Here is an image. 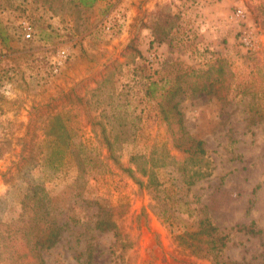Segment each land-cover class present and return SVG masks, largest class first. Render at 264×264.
<instances>
[{"label":"rangeland","instance_id":"1","mask_svg":"<svg viewBox=\"0 0 264 264\" xmlns=\"http://www.w3.org/2000/svg\"><path fill=\"white\" fill-rule=\"evenodd\" d=\"M165 4L177 21L158 44L145 24ZM132 40L140 62L126 51ZM251 54L261 70L247 68ZM216 59L234 72L225 100L191 91V70ZM144 61L164 97L143 98ZM244 83L260 95L242 96ZM113 87L122 89L128 116L139 103L142 117L135 140L114 149L116 159L91 124ZM169 89L177 91L171 100ZM251 104L258 116L248 112ZM177 111L184 131L203 141L206 156L195 165L211 170L190 187L177 168L194 162L172 144ZM52 123L83 147L82 177L70 152L46 135ZM0 145V223L16 220L40 186L61 228L58 243L42 253L45 264H264V0H99L90 8L0 0ZM136 154L163 164L157 174L172 207L167 216L129 176ZM185 206L194 209L190 216ZM204 215L228 235L222 253L208 259L176 238ZM251 224L257 234L240 230Z\"/></svg>","mask_w":264,"mask_h":264},{"label":"trees","instance_id":"2","mask_svg":"<svg viewBox=\"0 0 264 264\" xmlns=\"http://www.w3.org/2000/svg\"><path fill=\"white\" fill-rule=\"evenodd\" d=\"M77 1L79 5L84 8L92 7L99 0H73ZM177 17L170 12L168 6L157 5L155 10L149 15L145 27L151 30L153 42L161 44L164 43L169 34L176 25ZM126 51L130 52L131 62L136 59L141 61L143 59L132 40L126 47ZM254 59L256 62L254 63ZM247 68L253 71L252 67H260L261 62L257 55L251 54L244 57ZM253 64V65H252ZM138 71L144 75L140 78L143 83V98L154 99L158 92L163 96V88L158 87V81L152 80L147 75V67L144 61L143 65L139 63ZM192 85L191 91L197 93H204L206 95L215 96L219 100H225L229 91L234 85V72L231 70L230 64L221 59H216L211 63H205L198 69H192ZM242 96L251 95L252 100L256 95H260L257 87L244 83L240 88ZM166 95L170 98L177 93L175 89L166 91ZM124 96L122 89L117 90L112 88L108 93L107 98L100 107L99 121H92V125L99 126V132L94 133L97 142L108 150V157L116 159L114 149L122 147L124 144L135 140L136 130L141 121V113L137 112L139 103L133 107V116H128V102L122 101ZM143 98L136 102L142 101ZM128 111V112H127ZM248 112L252 117L258 116L261 111L254 108V104L248 106ZM177 120L179 134L173 135L172 144L175 149L180 151L183 155H187L189 161H193V165H179L177 170L182 173L184 184L187 187L194 185L197 181L208 177L211 173L209 165H195L201 163L206 156V150L203 147V141L189 136L185 131L182 123L180 113ZM52 120H59L54 117ZM56 124L50 125L49 131L46 135L50 136L56 144L61 148L59 150L69 151L70 155L76 161L78 174L82 177L87 172L86 160L81 156L83 147H75L71 145V141L66 133L62 130L55 129ZM59 152V151H58ZM5 151L0 145V157L4 155ZM195 159V160H194ZM153 159L148 155L136 154L129 158L130 168L127 172L130 177L135 179V182L142 189H145L149 195L163 206L160 209L159 215L167 216L168 211L172 209L168 198L165 197V190L163 183L160 181L157 169L163 164L157 165L153 163ZM188 206V204H187ZM194 209H189L185 206L184 212L190 216ZM165 218V217H164ZM170 218V217H168ZM241 227L240 230L245 229L250 234H257L252 228ZM61 236V228L57 224L56 217L53 214L49 199L42 187H35L32 195L26 198L21 203V211L18 218L11 223H0V263L2 264H45L42 256L43 251L53 248L59 241ZM177 240L180 244L185 245L193 254L198 257L208 259L212 256H219L226 248L228 242V235L223 234L212 223L210 217L204 215L197 219L194 228L184 229L182 233L177 235Z\"/></svg>","mask_w":264,"mask_h":264},{"label":"built area","instance_id":"3","mask_svg":"<svg viewBox=\"0 0 264 264\" xmlns=\"http://www.w3.org/2000/svg\"><path fill=\"white\" fill-rule=\"evenodd\" d=\"M26 37L29 38L30 37V34L28 33L26 35ZM241 41L245 45L246 48H251V46H252V39L250 38L249 35H243Z\"/></svg>","mask_w":264,"mask_h":264}]
</instances>
